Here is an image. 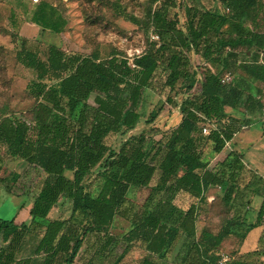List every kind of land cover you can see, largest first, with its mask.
I'll list each match as a JSON object with an SVG mask.
<instances>
[{
    "label": "trees",
    "instance_id": "16d2710c",
    "mask_svg": "<svg viewBox=\"0 0 264 264\" xmlns=\"http://www.w3.org/2000/svg\"><path fill=\"white\" fill-rule=\"evenodd\" d=\"M216 1L223 11L190 4L186 26L181 27L178 13L172 11L177 0H150L145 21L135 16L130 21L146 31L154 28L160 42H149L133 60L119 49L104 58L97 51L68 54L54 43L43 58L37 46L24 40L16 57L36 73L27 87L34 102L21 116L8 105L0 107V150L6 148L40 168L46 179L33 201L30 221L0 218V264H33L36 257L44 258L42 264H59L60 258L74 264L90 236L101 244L95 254L106 255L121 243L111 228L132 188L151 189L145 210L122 238L129 246L143 243L146 254L140 264H168L183 241L188 248L180 264H220L218 251L227 239L243 242L251 231L264 227V178L254 173L248 192L241 189L244 155L232 151L218 169L210 168L227 143L256 122L254 116L264 105L258 98L262 90L256 87L264 83V0ZM32 20L42 34H61L69 22L47 0L40 1ZM191 53L209 65L194 67ZM232 69L244 72L242 81L222 83ZM160 70L165 72L163 100L180 107L171 96L180 84L193 95L180 123L163 140L148 145L146 132L129 133L143 120L140 107ZM243 81L251 87L243 88ZM228 108L249 113L236 116ZM162 111H152L150 121L156 122ZM205 127L211 128L209 135L202 133ZM112 134L123 138L119 147L107 143ZM202 136L210 146L208 153L201 148ZM98 166L102 170L92 192L87 180ZM214 187L224 190L227 216L218 232L206 228L199 233L200 205ZM254 197L262 201L257 221L250 223L248 208ZM67 202L72 206L70 219L49 218L55 207ZM27 238L33 240L31 250L20 257L28 250ZM125 254L112 264H122ZM88 264L98 263L89 259ZM226 264L250 263L233 257Z\"/></svg>",
    "mask_w": 264,
    "mask_h": 264
},
{
    "label": "rangeland",
    "instance_id": "374dc122",
    "mask_svg": "<svg viewBox=\"0 0 264 264\" xmlns=\"http://www.w3.org/2000/svg\"><path fill=\"white\" fill-rule=\"evenodd\" d=\"M47 1L60 8L68 18V25L61 34L52 31L41 33V28L32 20L38 6L32 0H0V107L8 105L9 111L17 113L18 116L26 115L25 111L33 104L34 99L28 95L27 87L30 82L37 79L35 71L25 67L16 57L25 39H28L29 46L33 45V47L39 48L43 58L47 56L49 45L54 43L62 47L68 54L89 55L93 51H97L106 58L112 51L119 49L125 56L133 60L136 55L145 51L149 42H153L151 39L152 28L146 31L142 24L138 25L130 21L131 16L145 21L150 8V0ZM177 2V9L172 11L178 13L181 27L186 26V9L190 4L200 3L201 7L222 9V4L216 0H177ZM190 57L194 67L204 66L201 56L191 53ZM231 72H233L235 83L242 81L245 75L239 69H232ZM164 76L165 72L160 70L153 86L147 89L140 107L143 120L136 130L129 133L131 136L146 132L151 139L148 145L163 140L164 135L180 123L184 115L183 112L190 106L189 100L193 95L189 91L185 92L180 84L176 92L171 94L180 107L163 100L166 99V95L163 94ZM250 85L246 81L241 84L243 88L247 89ZM256 85L262 90L260 99L264 103V83L258 82ZM89 102L95 105V94L91 96ZM160 107L163 111L158 120L152 123L149 119L150 114ZM230 113L241 116L234 111H230ZM254 117L256 122L245 127L225 148V154L220 158H215L210 165L211 169H218L232 151H238L244 155L246 169L240 175L239 180L241 189L247 192V185L252 182L254 173L264 178V121L260 118V112ZM202 137L201 148L204 153H208L210 146L204 140L205 136ZM106 141L109 145L119 147L123 138L112 134ZM101 170L102 166L96 167L88 177L87 182L91 184L92 192L97 187L96 177ZM45 179L46 174L40 168L19 157L12 156L6 148H2L0 150V218L13 219L17 216L16 222L19 224L30 221L33 201ZM150 193V188H132L130 190L128 198L118 210L111 228V233L121 239V243L117 247L103 256L95 254L101 244L90 236L74 264H88L89 259H95L98 264H112L117 257L125 252L122 264H140L146 254L143 243L136 241L129 246L122 238L134 227L135 216L145 210V203ZM223 195L224 190L220 187H214L212 191L208 192L207 201L200 205L199 233L206 228L214 232L221 229L225 222L224 218L227 216L224 210L225 205L222 202ZM254 201V205L248 208V222L250 223L257 221L258 209L262 200L259 197H254ZM71 216L72 206L67 202L55 207L49 218L70 219ZM81 219L82 216L78 214L76 220ZM32 241L27 238L25 247L28 250H23L20 257L31 250ZM187 248V246L185 248L184 241L180 242L170 255L168 264H180L187 253ZM218 252L230 259L239 257L250 264H264V227L251 231L243 242L236 237L227 239ZM43 260V257H36L33 264H42ZM192 260L194 261L192 258L190 262ZM59 264H64L63 258H60ZM192 264L198 263L196 261Z\"/></svg>",
    "mask_w": 264,
    "mask_h": 264
},
{
    "label": "built area",
    "instance_id": "2783aa9c",
    "mask_svg": "<svg viewBox=\"0 0 264 264\" xmlns=\"http://www.w3.org/2000/svg\"><path fill=\"white\" fill-rule=\"evenodd\" d=\"M32 1L36 4H39L41 0H32ZM151 39H152V41L160 42V35L155 31L154 28H152V30H151ZM261 61L264 63V56L263 55L261 57ZM233 79H234L233 72L229 71V72H226L222 76L221 81L224 84H229V83L233 82ZM260 118L262 121H264V105L261 109ZM210 132H211V128H209V127L203 128V133L205 135H209ZM229 144L230 143H227V146H229ZM229 260H230V258L228 256L221 255L220 264H226Z\"/></svg>",
    "mask_w": 264,
    "mask_h": 264
},
{
    "label": "crops",
    "instance_id": "0c3cea01",
    "mask_svg": "<svg viewBox=\"0 0 264 264\" xmlns=\"http://www.w3.org/2000/svg\"><path fill=\"white\" fill-rule=\"evenodd\" d=\"M263 56H264V53L262 54ZM197 56H200L199 54H197ZM262 57V56H261ZM201 58L203 59V57L201 56ZM204 60V59H203ZM204 63H206L205 62V60H204ZM206 64H208V63H206ZM209 65V64H208ZM261 96H262V94H260L259 96H258V98L260 99L261 98ZM228 110V112H233L234 110L232 109V108H228L227 109ZM242 111H244V112H237V111H234L235 113H239L240 115H243V114H245V115H247L249 112L247 111V109H245V108H243V109H241ZM260 113H261V110L259 111ZM223 154H225V150L221 153V154H219L216 158H220L221 156H223ZM244 161H245V157H244ZM212 189L213 188H211L209 191H212ZM220 189H222V188H220ZM223 190V189H222ZM208 191V192H209ZM207 195H208V193H207ZM199 230V229H198Z\"/></svg>",
    "mask_w": 264,
    "mask_h": 264
}]
</instances>
